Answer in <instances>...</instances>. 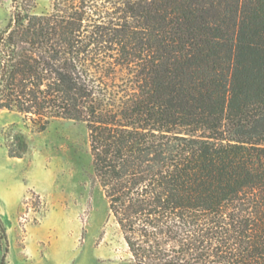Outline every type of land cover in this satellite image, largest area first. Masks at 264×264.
<instances>
[{"label": "trees", "instance_id": "1", "mask_svg": "<svg viewBox=\"0 0 264 264\" xmlns=\"http://www.w3.org/2000/svg\"><path fill=\"white\" fill-rule=\"evenodd\" d=\"M35 1L0 29V112L85 124L135 264H264V0Z\"/></svg>", "mask_w": 264, "mask_h": 264}, {"label": "rangeland", "instance_id": "2", "mask_svg": "<svg viewBox=\"0 0 264 264\" xmlns=\"http://www.w3.org/2000/svg\"><path fill=\"white\" fill-rule=\"evenodd\" d=\"M52 2L36 0L31 11L48 13ZM11 12V0H0V29ZM7 134L26 138L25 157H8ZM0 215L5 264H135L95 177L84 123L58 119L36 133L0 112Z\"/></svg>", "mask_w": 264, "mask_h": 264}]
</instances>
